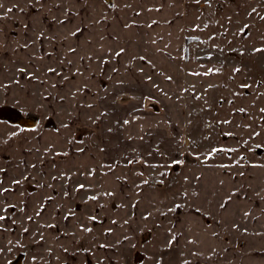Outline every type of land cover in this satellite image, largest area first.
<instances>
[{
	"label": "rangeland",
	"instance_id": "1",
	"mask_svg": "<svg viewBox=\"0 0 264 264\" xmlns=\"http://www.w3.org/2000/svg\"><path fill=\"white\" fill-rule=\"evenodd\" d=\"M118 85L181 156L109 162ZM263 163L264 0H0V264H264Z\"/></svg>",
	"mask_w": 264,
	"mask_h": 264
},
{
	"label": "crops",
	"instance_id": "2",
	"mask_svg": "<svg viewBox=\"0 0 264 264\" xmlns=\"http://www.w3.org/2000/svg\"><path fill=\"white\" fill-rule=\"evenodd\" d=\"M137 89L138 92L135 91L134 86L118 85L110 92L112 95L117 94L118 91L126 90L132 96L137 93L134 98H137L136 102L138 103L125 104L120 100L117 103L116 98L112 97L105 108L103 135L104 143L109 150V162L133 159H141L147 163L161 162L158 146H163V156L168 154V158L172 162L175 159L174 156L182 154L174 141V134L166 128L165 120L158 125L150 123V119L155 116H152L151 112L142 105L145 93L139 86Z\"/></svg>",
	"mask_w": 264,
	"mask_h": 264
}]
</instances>
